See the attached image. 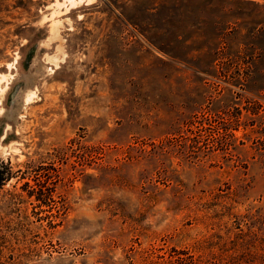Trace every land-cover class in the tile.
<instances>
[{
  "label": "rangeland",
  "instance_id": "obj_1",
  "mask_svg": "<svg viewBox=\"0 0 264 264\" xmlns=\"http://www.w3.org/2000/svg\"><path fill=\"white\" fill-rule=\"evenodd\" d=\"M2 174L0 264H264V0H0Z\"/></svg>",
  "mask_w": 264,
  "mask_h": 264
},
{
  "label": "trees",
  "instance_id": "obj_2",
  "mask_svg": "<svg viewBox=\"0 0 264 264\" xmlns=\"http://www.w3.org/2000/svg\"><path fill=\"white\" fill-rule=\"evenodd\" d=\"M7 174H9V173H7ZM3 176V174L2 175H0V184L2 183V181L8 176V175H6V176H4V177H2ZM40 191H41V189H40ZM43 192L41 191L40 192V194H42Z\"/></svg>",
  "mask_w": 264,
  "mask_h": 264
}]
</instances>
